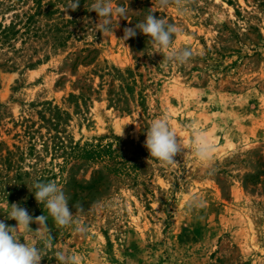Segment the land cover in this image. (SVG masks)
Listing matches in <instances>:
<instances>
[{
    "label": "rangeland",
    "instance_id": "374dc122",
    "mask_svg": "<svg viewBox=\"0 0 264 264\" xmlns=\"http://www.w3.org/2000/svg\"><path fill=\"white\" fill-rule=\"evenodd\" d=\"M69 2L56 0L54 30L41 18L45 34L0 37V220L12 203L47 215L33 184L56 181L72 225L49 217L51 245L20 229L41 264L58 251L79 264H264V0H113L130 11L107 38L94 0ZM149 9L178 29L161 53L139 31L121 40ZM184 48L187 63L164 60ZM165 116L189 146L202 133L211 159L149 157L145 132Z\"/></svg>",
    "mask_w": 264,
    "mask_h": 264
},
{
    "label": "clouds",
    "instance_id": "9594fccd",
    "mask_svg": "<svg viewBox=\"0 0 264 264\" xmlns=\"http://www.w3.org/2000/svg\"><path fill=\"white\" fill-rule=\"evenodd\" d=\"M168 2L169 0H158L161 7L167 5ZM79 4V0H70L65 12L68 9L75 11ZM88 11H94L97 14L96 32H100L103 37L107 38L109 35H114L113 17H116L117 27L119 19H127L130 9L128 6L125 8L119 4H114L113 0H94ZM154 13L149 9V14L143 21L137 22L135 27L124 28V35L121 40L124 42L134 38L139 31L148 38V42L156 49L153 53H161L162 50L168 49L174 36L178 33V29L165 19L156 17ZM192 57L193 53L189 48L173 49L167 53L164 60L184 64L190 61ZM119 135L124 137V126ZM145 135L144 147L148 150L149 157L158 160L163 165L174 164V157L181 154L184 149H194L195 155L201 161L207 162L211 159L213 146L202 133L196 132L189 146L180 140L166 116L154 119ZM33 187L36 189L35 200L38 204L44 205L47 215L34 218L26 208L17 203H8L10 210L7 213V219L0 220V264H41L44 259L41 248L35 244L30 245L21 242V228L39 235L46 245H51L53 237L47 226L49 217H51L56 228L68 227L73 223L75 214L69 208L70 197L56 181H36ZM77 210L83 211L82 206H78ZM5 220H15L16 225H8ZM32 223L39 225L35 231L30 228ZM76 230L81 231L82 229L78 226ZM56 258L59 264H79L75 255H66L63 251H58Z\"/></svg>",
    "mask_w": 264,
    "mask_h": 264
},
{
    "label": "trees",
    "instance_id": "16d2710c",
    "mask_svg": "<svg viewBox=\"0 0 264 264\" xmlns=\"http://www.w3.org/2000/svg\"><path fill=\"white\" fill-rule=\"evenodd\" d=\"M55 2L56 0H0V14L2 16L12 14L9 23H0L1 39L7 41L17 33L40 35L44 31L39 26L41 18L47 19V23L44 24L47 27V33L54 30L52 20L53 16L58 13ZM32 65L33 63H30V66Z\"/></svg>",
    "mask_w": 264,
    "mask_h": 264
}]
</instances>
